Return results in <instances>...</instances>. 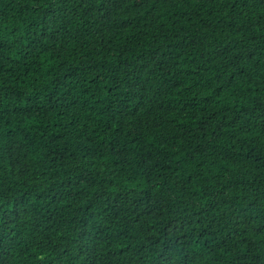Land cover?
Instances as JSON below:
<instances>
[{
    "label": "clouds",
    "instance_id": "clouds-1",
    "mask_svg": "<svg viewBox=\"0 0 264 264\" xmlns=\"http://www.w3.org/2000/svg\"><path fill=\"white\" fill-rule=\"evenodd\" d=\"M104 3L0 0V264H264V0Z\"/></svg>",
    "mask_w": 264,
    "mask_h": 264
},
{
    "label": "trees",
    "instance_id": "trees-1",
    "mask_svg": "<svg viewBox=\"0 0 264 264\" xmlns=\"http://www.w3.org/2000/svg\"><path fill=\"white\" fill-rule=\"evenodd\" d=\"M119 2H120V0H105V3H104V5H102V7H106V9H108L110 11L114 6L118 5ZM37 43H38L37 41H29L28 44L26 45V47H28L34 51ZM179 46H181V45L178 43L177 47H179ZM8 47H9V45L6 42L0 41V50L7 49ZM28 54H29L28 52H25V55H28ZM160 55H163V53H161ZM4 59H5V57L3 56L2 52H0V61H3ZM3 68H4V64L2 62H0V69H3ZM8 70H10V69H8ZM27 70H28V68L26 67L25 71H27ZM72 71L75 72V69H73ZM71 75H72V73H65V78H67ZM137 85L139 87H143V85L140 84V81L138 78L135 79V85L130 84V89H134L135 86H137ZM109 91H112V89H109ZM54 95H55V89L53 88L52 90H50L46 94V101L44 103H41L40 94L37 93L35 96L29 97V100L31 101V103L25 109H22V110L30 111L33 108H35L37 111H41V112L46 111L47 108L45 105L47 102H53L54 103V99H53ZM131 95L135 96L136 92L132 91ZM205 99H207V98H205ZM121 103H123V102L122 101H111L108 105V110H112V108L114 106H119V104H121ZM137 107H138V105H137ZM134 110H135V107L133 108V111ZM236 118L237 117H233V119H236ZM53 199H55V196H53ZM17 203H19V202H17ZM12 211H13V213L17 212L16 205H14Z\"/></svg>",
    "mask_w": 264,
    "mask_h": 264
}]
</instances>
